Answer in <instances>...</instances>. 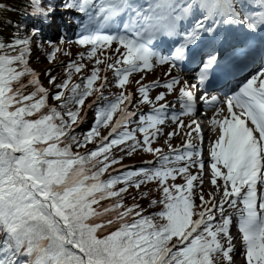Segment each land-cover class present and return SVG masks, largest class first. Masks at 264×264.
Instances as JSON below:
<instances>
[{
  "label": "snow or ice",
  "instance_id": "snow-or-ice-1",
  "mask_svg": "<svg viewBox=\"0 0 264 264\" xmlns=\"http://www.w3.org/2000/svg\"><path fill=\"white\" fill-rule=\"evenodd\" d=\"M138 152L152 159L124 163ZM237 253L264 264V0H0V264Z\"/></svg>",
  "mask_w": 264,
  "mask_h": 264
},
{
  "label": "rangeland",
  "instance_id": "rangeland-1",
  "mask_svg": "<svg viewBox=\"0 0 264 264\" xmlns=\"http://www.w3.org/2000/svg\"><path fill=\"white\" fill-rule=\"evenodd\" d=\"M36 55L40 56V59L38 61L35 59ZM32 66L37 68V69H44L45 67L50 66V65L47 62L44 61L43 56H41V54H39L38 52H35L34 56H33V60H32ZM155 77H161L163 79L164 76H163V73H161V67L159 69H156L152 74H149L148 77H147V80L145 82L151 81ZM42 78H43L44 83L47 85V82H46L47 78L46 77H42ZM159 91H161V88H157V89L153 90V95L155 96ZM87 116L89 117L90 114L88 113ZM203 127H205V125H203ZM105 132H106V130L104 129L103 133H105ZM182 141H183V138L179 135L174 140V145H179ZM204 179H205V183H204L205 184V189L207 191H209L211 185L209 183L208 176H205ZM237 258H238V263L237 264H243V262L239 259V256H237Z\"/></svg>",
  "mask_w": 264,
  "mask_h": 264
},
{
  "label": "trees",
  "instance_id": "trees-1",
  "mask_svg": "<svg viewBox=\"0 0 264 264\" xmlns=\"http://www.w3.org/2000/svg\"><path fill=\"white\" fill-rule=\"evenodd\" d=\"M74 47H75V46L73 45L72 48H74ZM75 53H76V52H75ZM63 57H64V55H59V54H58V58H59L60 61H62L61 59H62ZM75 58H76V57H75ZM85 62H88V61L86 60ZM90 67H91V66H90ZM90 67H87L86 69H84V70H82V71L87 72V71L90 69ZM57 72H59L61 76H64V75H65L63 69H59V68H58ZM80 76H81V74H74V75H73V80H74V81H78V80L80 79ZM111 89H112V88H111ZM111 92L114 93V91H111ZM106 94H107V93H106ZM92 111H93L94 116H95V109H92ZM91 124H92V122H91L90 124H86L85 126H82V127H81V131H83V130L87 129L88 127H90ZM89 147H91V145H89ZM150 156H152V154H144V153H142V152H138L137 154H134L133 157H131V158H126L124 162H127L129 159H135V160L138 162V161L144 160V159H146L147 157H150ZM149 187L154 188L155 185L153 184V185H150ZM133 191H135V190H133ZM128 202L131 203V200H129ZM143 203H144L145 206H147V201H144ZM153 210H154V209H149V211H153Z\"/></svg>",
  "mask_w": 264,
  "mask_h": 264
},
{
  "label": "bare ground",
  "instance_id": "bare-ground-1",
  "mask_svg": "<svg viewBox=\"0 0 264 264\" xmlns=\"http://www.w3.org/2000/svg\"><path fill=\"white\" fill-rule=\"evenodd\" d=\"M12 2H13V3H15V2H16V0H12Z\"/></svg>",
  "mask_w": 264,
  "mask_h": 264
}]
</instances>
